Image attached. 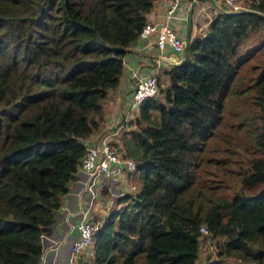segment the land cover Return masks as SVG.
<instances>
[{
	"label": "trees",
	"instance_id": "obj_1",
	"mask_svg": "<svg viewBox=\"0 0 264 264\" xmlns=\"http://www.w3.org/2000/svg\"><path fill=\"white\" fill-rule=\"evenodd\" d=\"M154 3L0 0V264H38L42 236H55L62 198L101 123L102 101L118 85L125 49ZM246 8H222L202 33L188 35L183 62L164 71L167 86L135 107L134 144H126L127 152L119 148L135 160L141 185L119 197L124 204L105 217L90 264L199 263L202 224L190 226L198 212L187 191L206 160L201 143L220 122L225 97L248 62L240 54L245 41L264 43V0ZM256 83V143L264 150V66ZM256 162L231 198L244 206L247 227L227 224L217 252L228 256L236 249L264 264V162ZM255 182L262 190L250 195L246 183ZM169 209L179 219L167 216Z\"/></svg>",
	"mask_w": 264,
	"mask_h": 264
},
{
	"label": "rangeland",
	"instance_id": "obj_2",
	"mask_svg": "<svg viewBox=\"0 0 264 264\" xmlns=\"http://www.w3.org/2000/svg\"><path fill=\"white\" fill-rule=\"evenodd\" d=\"M251 0H236L241 7H247ZM197 25V22H195ZM250 45H256L253 50ZM252 46V47H253ZM248 57L245 68L234 79L224 100V109L218 125L211 132L206 141H202L203 151L199 153L206 160L196 169L195 184L187 191L193 199L194 210L198 212V221L192 224L193 228L198 223L206 226V232L202 233L198 264H210L213 259H221L217 264H253L251 255L244 259L239 250H232L231 254L224 256L218 254L217 249L223 247L226 242L225 234H221L227 224H241L247 227V216L242 204H237L233 199L234 192L242 187L241 178L247 172L250 161L264 162V150L257 148V127L259 125V100L260 84L256 83L257 77L264 66V43L261 40H246L240 51ZM244 63V62H242ZM254 65L255 68H252ZM248 87L246 90L244 88ZM115 88V87H114ZM113 89V88H111ZM110 89V90H111ZM109 90V91H110ZM108 91V92H109ZM159 94V93H158ZM103 105V101H102ZM138 112V109L135 110ZM138 114V113H137ZM104 118V110L102 120ZM100 123V125H101ZM118 123V116L114 118V124ZM114 124L107 129V133L115 130ZM121 127H116L117 132L113 137L122 144L124 152L126 144L132 146L134 139L126 137L124 133H118ZM130 129L128 133L136 131ZM118 133V134H117ZM126 151V149H125ZM127 152V151H126ZM127 155V154H125ZM138 179V177L135 176ZM246 183L249 186L247 193L254 195L262 190L263 183ZM261 185V186H259ZM252 193V194H251ZM124 202L114 198L110 202V210L121 207ZM220 205L218 207H215ZM243 206V207H242ZM178 206L176 205L175 209ZM174 209V210H175ZM198 209V210H197ZM174 210L169 209L166 215L179 219ZM109 214V213H108ZM107 214V215H108ZM104 216L105 217L107 216ZM77 264H90L87 256H83Z\"/></svg>",
	"mask_w": 264,
	"mask_h": 264
},
{
	"label": "built area",
	"instance_id": "obj_3",
	"mask_svg": "<svg viewBox=\"0 0 264 264\" xmlns=\"http://www.w3.org/2000/svg\"><path fill=\"white\" fill-rule=\"evenodd\" d=\"M182 1L186 0H168L164 19L158 22L147 20L140 30V37H149L151 34H155V47L160 52L157 55L152 73L136 80L130 105L124 118L120 120V124L129 118V115L135 111L146 97L156 96L159 93L158 74L160 71L159 61L162 59L161 51L168 45L184 54L188 38L185 35L180 37L177 30L170 25V19L178 18L176 10ZM187 1L190 4H194L200 0ZM210 1L215 8L204 5L201 10L208 8L212 13L217 14L222 8L229 11L244 8V6L241 7L237 4L236 0ZM116 132L117 129L105 134L100 138L99 143L87 144L79 166V169L83 172L84 180L81 181V187L74 191L80 214L79 219L74 221L75 234L71 235L69 233L73 229L72 225L69 224V231L58 237L42 236L44 249L38 264H77L83 252H85L87 257L92 256L94 235L102 222L91 217L90 210L100 191L104 188L107 189L108 195L111 196L110 199L114 200V198L119 199L125 193H135L139 189V185L130 181L136 175L135 160L122 154L119 145L111 140ZM122 177L125 178L123 184H121ZM206 229L204 224L199 226L201 234L205 233Z\"/></svg>",
	"mask_w": 264,
	"mask_h": 264
},
{
	"label": "crops",
	"instance_id": "obj_4",
	"mask_svg": "<svg viewBox=\"0 0 264 264\" xmlns=\"http://www.w3.org/2000/svg\"><path fill=\"white\" fill-rule=\"evenodd\" d=\"M168 0H155L153 8L148 14V21L158 22L165 17V12L167 8ZM216 5V3H214ZM205 5L210 8L213 7L212 2L209 0ZM219 6V4H218ZM176 14L178 18L170 19V25L177 30L180 37L185 35L187 37L190 32L191 37L200 33L201 29H205L208 24V20L213 16L214 13L208 8L200 9L198 6L192 7L189 1H182L177 10ZM197 22V25L195 24ZM155 34H151L149 37H138L134 44L130 47L131 50H126V54L123 58V69L120 75L119 83L115 88L111 89L107 96L103 99V110L104 118L99 125V128L94 131L87 140L89 144L99 143L100 138L107 133V129L114 124V118L118 116L120 121L124 118L127 108L130 105L132 99V91L136 80L140 77H145L152 73L154 65L156 63L158 51L155 47ZM162 59L159 61V74H158V85L159 89L167 86L168 79L164 71H166L169 66L181 60L182 55L180 51L172 49L170 46H166L163 51H161ZM138 112L133 111L129 115V118L123 122V126H118L119 124H114V128L121 127L119 132L124 133L126 137L131 138V134L128 133L130 129H135V117ZM117 133V134H118ZM118 145L122 146V143L116 140L113 136L111 138ZM84 180L83 172L79 169L77 177L70 183L68 192L63 196L61 206L58 210V217L55 223V236L58 237L63 233L69 231V224L72 225L73 229L69 231L71 235L75 234L74 221L79 219L78 203L75 198L74 191L79 189L82 185L81 181ZM131 182H135L137 185H141L140 178L133 177L130 179ZM125 182V178H121V184ZM107 189H102L97 196V199L90 210V216L104 221V216L111 212L110 199ZM119 201V200H118ZM119 208V207H118ZM117 209V208H116ZM86 256L83 252L80 259H84ZM200 263V262H199Z\"/></svg>",
	"mask_w": 264,
	"mask_h": 264
},
{
	"label": "clouds",
	"instance_id": "obj_5",
	"mask_svg": "<svg viewBox=\"0 0 264 264\" xmlns=\"http://www.w3.org/2000/svg\"><path fill=\"white\" fill-rule=\"evenodd\" d=\"M190 5H192L193 6V4H190ZM241 9H247L246 7H244V8H241ZM238 10H240V9H238ZM230 11H237V10H230ZM210 21V20H209ZM209 23V22H208ZM208 25V24H207ZM201 31H202V29H201ZM200 31V33H202ZM191 32V31H190ZM190 32L188 33V35H190ZM188 35H187V38H188ZM92 256H94V251H93V255Z\"/></svg>",
	"mask_w": 264,
	"mask_h": 264
},
{
	"label": "water",
	"instance_id": "obj_6",
	"mask_svg": "<svg viewBox=\"0 0 264 264\" xmlns=\"http://www.w3.org/2000/svg\"><path fill=\"white\" fill-rule=\"evenodd\" d=\"M245 10H246V9H241L240 11H241V12H244ZM125 50H128V51H130L131 49L127 47ZM183 60H184V59L182 58L180 61H178V62H175V63H180V62H183Z\"/></svg>",
	"mask_w": 264,
	"mask_h": 264
}]
</instances>
